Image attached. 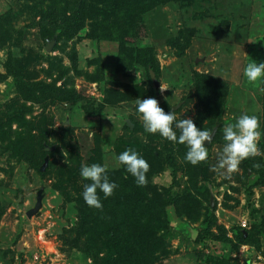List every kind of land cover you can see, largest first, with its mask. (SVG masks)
<instances>
[{
  "label": "rangeland",
  "instance_id": "obj_1",
  "mask_svg": "<svg viewBox=\"0 0 264 264\" xmlns=\"http://www.w3.org/2000/svg\"><path fill=\"white\" fill-rule=\"evenodd\" d=\"M129 2L0 0V264L115 263L109 224L85 212L83 226L80 167L122 186V140L150 166L136 185L155 211L115 209L137 222L143 261L264 264V79L244 76L264 63V0H140L122 23ZM149 97L214 132L205 161L145 132L136 99ZM242 114L259 121L258 154L229 173L223 128Z\"/></svg>",
  "mask_w": 264,
  "mask_h": 264
},
{
  "label": "clouds",
  "instance_id": "obj_2",
  "mask_svg": "<svg viewBox=\"0 0 264 264\" xmlns=\"http://www.w3.org/2000/svg\"><path fill=\"white\" fill-rule=\"evenodd\" d=\"M244 76L249 82L264 79V63L251 59L244 68ZM163 90L161 87V91ZM136 111L142 118L145 132L158 133L168 141L184 144L187 148L184 159L187 162L197 165L207 159L206 142L210 143L213 135L208 130L198 128L193 119L177 121L175 111L165 112L157 99L152 97L136 99ZM259 127L257 117L248 114H242L235 123L224 126V145L218 162L220 169H226L229 173L235 172L242 160L258 154L257 142L261 135ZM116 160L134 177L138 186L145 183V174L150 166L136 150H124L118 154ZM80 177L88 181L83 185V199L88 206L96 209L103 207L99 193H103L104 198H107L113 195L118 187L115 181L110 180L107 166L101 163L81 165Z\"/></svg>",
  "mask_w": 264,
  "mask_h": 264
},
{
  "label": "trees",
  "instance_id": "obj_3",
  "mask_svg": "<svg viewBox=\"0 0 264 264\" xmlns=\"http://www.w3.org/2000/svg\"><path fill=\"white\" fill-rule=\"evenodd\" d=\"M140 0H130L129 5L121 11L120 14V20L122 23H127L131 19V15L129 11H134L135 9H140L139 11L145 10V7L143 6L144 2L142 5L139 4ZM109 4L112 6L114 9L116 7V0H108ZM115 15V14H112ZM19 80L17 81V83ZM132 136V133L131 135ZM127 137L128 140H132V137ZM125 139V137L123 138ZM125 139V141L127 140ZM127 142V141H126ZM131 145V144H130ZM127 149H134L132 146H126L125 142L120 141L119 144H117L116 147V157L118 154L123 152L124 150ZM137 151V150H136ZM142 157L147 158L146 153H141L140 154ZM121 170L118 171L116 174H111V176L116 177V175L119 176L122 172L126 174V178L122 179L120 184L122 186L117 187L115 190L116 192L113 193L110 197H107L106 199L103 200L101 199L102 202V209H96L94 207L88 206L86 203L81 207V214H83V218L85 217V212L88 213L90 216L93 218H96V220L100 223L103 224L107 222L109 224L108 227V233L109 237L111 238V245H110V252L107 255H114V264H147L146 261H143V258L140 254H137L136 252V247L138 245L139 240L136 237V227H137V222L133 221L134 218L131 217L128 219L127 217L117 211L116 207L118 205L125 207L127 210H132L133 213H138L139 209H145L147 211H155V206L153 203V199L151 201L145 198L144 196L140 195V189L137 187L136 182L134 177L131 176L130 173H128L125 169L124 166L121 165ZM69 178L73 181V183L77 184L76 180V173L74 169H69L68 171ZM118 178V177H117ZM116 178V179H117ZM61 180V177L59 178V182ZM136 192V194L134 193ZM85 202V201H84ZM155 204L156 207L158 206V198L156 197L155 199ZM85 207V208H84ZM162 214H164V211H162ZM109 219V221H107ZM84 227H90L89 222L87 221L85 217V223H83ZM118 235H121V237H118ZM129 246L131 253H129ZM115 249V250H114ZM114 250V251H113ZM136 256L134 259L133 256ZM110 258V257H109ZM109 258L104 257L103 261L100 260L101 264H110L109 263ZM136 262V263H135Z\"/></svg>",
  "mask_w": 264,
  "mask_h": 264
},
{
  "label": "water",
  "instance_id": "obj_4",
  "mask_svg": "<svg viewBox=\"0 0 264 264\" xmlns=\"http://www.w3.org/2000/svg\"><path fill=\"white\" fill-rule=\"evenodd\" d=\"M154 83H155V86H158L157 82H154ZM212 135H214V132L212 133ZM206 145H207V142H206ZM40 207H41V201H40V198L38 197L35 207L30 212H28L27 217H30L31 215L36 214L37 211L40 209Z\"/></svg>",
  "mask_w": 264,
  "mask_h": 264
}]
</instances>
